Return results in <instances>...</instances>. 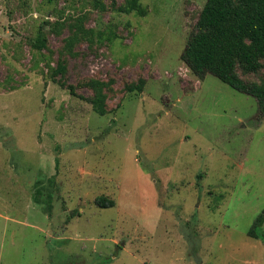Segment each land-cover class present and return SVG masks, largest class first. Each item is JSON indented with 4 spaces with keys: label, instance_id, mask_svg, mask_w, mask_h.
<instances>
[{
    "label": "rangeland",
    "instance_id": "1",
    "mask_svg": "<svg viewBox=\"0 0 264 264\" xmlns=\"http://www.w3.org/2000/svg\"><path fill=\"white\" fill-rule=\"evenodd\" d=\"M93 1L0 0V264H264V118L180 59L206 0ZM89 79L104 116L67 89Z\"/></svg>",
    "mask_w": 264,
    "mask_h": 264
},
{
    "label": "trees",
    "instance_id": "2",
    "mask_svg": "<svg viewBox=\"0 0 264 264\" xmlns=\"http://www.w3.org/2000/svg\"><path fill=\"white\" fill-rule=\"evenodd\" d=\"M93 2L96 8L104 11L105 7L100 1ZM112 9L125 15H147V9L141 4V0H122L121 4ZM68 28L73 30L65 40L67 50L81 40L92 41L93 30H85L81 23ZM30 46L39 54L48 50L43 27L38 28ZM180 59L199 80L209 74L234 91L253 97L257 102V117L264 118V0H206ZM45 65L48 72L53 74L52 80L56 75L66 73V66L61 62L57 63L55 69L50 62ZM249 75H255L258 79L244 78ZM82 85L91 91L89 98L77 95L73 86H67V89L72 96L88 102L97 115H106L108 110L105 90L110 86L93 79L84 81ZM127 90L129 93H141L143 81L129 86ZM41 195L40 186H37L34 197L36 204L41 203ZM95 204L99 208L114 207V201L104 196L97 197ZM261 223L262 218L256 221L254 227ZM249 235L257 238L253 230Z\"/></svg>",
    "mask_w": 264,
    "mask_h": 264
}]
</instances>
